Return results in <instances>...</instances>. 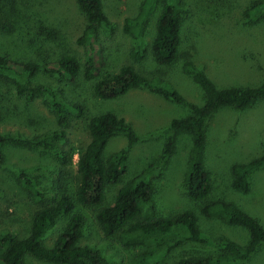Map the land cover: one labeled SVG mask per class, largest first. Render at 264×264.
Wrapping results in <instances>:
<instances>
[{
  "label": "rangeland",
  "instance_id": "1",
  "mask_svg": "<svg viewBox=\"0 0 264 264\" xmlns=\"http://www.w3.org/2000/svg\"><path fill=\"white\" fill-rule=\"evenodd\" d=\"M259 1L262 0H183L180 57L173 65H160L151 47L162 3H157L142 35L147 56L134 61L130 51L137 41L125 30V18L138 16L144 0H103L114 29L103 28L99 35L103 55L101 71L115 72L122 64L131 62L139 72L172 85L186 100L199 105L204 104L206 96L186 72L187 60L203 68L219 88L258 86L264 82V15L255 16L252 12L249 16L247 13ZM85 24L76 0H0V55L19 62L43 64L70 53L82 63L84 48L78 38ZM33 83L47 86L62 100L86 105L82 117H71L68 140L59 141V149L85 147L90 142L89 119L107 111L125 117L136 131L139 141L129 147L127 172L122 183L108 189L106 205L113 202L124 183L162 155L172 135L174 153L168 158L162 176L154 181L158 215L169 217L191 210L202 231L216 242L225 239L242 245L249 242L248 229L205 216L200 203L192 201L185 192L183 180L192 137L183 131L170 132L168 128L173 118L191 113L187 104L166 100L142 87L133 88L115 99H101L93 93L95 81H86L83 74L69 80L59 73L42 69L33 77ZM58 129L55 112L46 95L40 94L28 101L17 93L12 83L0 79V135L37 139ZM206 133V165L213 181L209 199L233 202L264 225V165L250 173L248 193L232 186L234 164L248 163L264 155V99L245 110L221 109L210 118ZM127 147V137L117 135L110 139L105 157ZM2 150L5 157L0 163V237L6 232L25 237L30 232L36 210L43 204L34 201L26 177L38 182L37 186L45 194L44 202L54 199L63 187L73 192V182L65 178L53 151L15 142H6ZM77 161L78 154L68 168L73 174H76ZM80 209L86 217L80 242L99 250L102 264H129L140 252V248L122 246L117 236L106 237L93 211ZM67 220L65 216L59 218L47 231L43 239L45 245L55 243ZM218 253L213 245L187 241L156 264H176L185 256L206 257ZM26 259L30 264H55L32 256ZM241 264H264V243Z\"/></svg>",
  "mask_w": 264,
  "mask_h": 264
},
{
  "label": "trees",
  "instance_id": "2",
  "mask_svg": "<svg viewBox=\"0 0 264 264\" xmlns=\"http://www.w3.org/2000/svg\"><path fill=\"white\" fill-rule=\"evenodd\" d=\"M86 24L78 42L84 48V62L73 54L64 53L56 61L39 64L33 61L19 62L0 55V79L12 83L17 93L32 101L42 94L49 98L55 112L59 129L51 135L27 139L0 135V163L5 154L2 147L6 142L39 146L56 153L61 170L73 182V192L63 187L55 198L44 202L45 194L35 179L26 177L35 202L43 203L33 218L30 232L25 237L6 232L0 237V264H30L27 256L55 264H102L99 250L81 244L86 217L80 209L87 208L95 214L100 229L106 237L117 236L125 248H140L129 264H156L173 250L187 241L213 245L219 253L216 256L182 257L176 264H241L247 261L264 243V225L260 220L233 202L209 199L213 190L211 171L206 165L207 125L210 118L225 107L245 110L264 99V82L258 86L219 88L209 74L187 60L185 70L203 89L204 104L192 103L172 85L146 76L132 64L124 63L115 72L102 73L103 55L99 35L103 28L114 29V24L105 11L103 0H76ZM158 2L162 10L156 22V35L152 42V53L160 65H173L180 57L182 17L180 7L183 0H144L136 17L125 18V30L134 35L136 46L130 51L134 61L143 60L148 53L144 48L142 35L155 11ZM264 15V0L256 2L248 15ZM42 69L63 75L73 80L83 74L86 81L94 82L93 93L101 99H115L133 88H147L166 100L187 104L191 113L185 117L173 118L168 130L183 131L192 137V146L184 186L187 196L200 203L202 214L218 218L230 225L248 229L250 240L242 245L234 240L216 242L199 227L198 218L191 210L177 215L161 217L154 201L155 179L162 176L168 158L174 153L175 142L170 135L162 155L147 165L140 173L124 183L116 193L113 202L106 205L108 189L119 185L127 172L129 147L139 137L126 120L115 112L107 111L89 119L90 142L83 148L70 146L59 149L58 142L68 140L67 128L71 117H82L86 105L60 99L47 86L33 83V77ZM124 135L128 147L122 148L109 157L105 150L111 138ZM78 154L76 174L68 171ZM264 165V155L248 163H236L232 167V186L235 190L248 193L251 189L249 175ZM68 220L52 246L44 244L47 231L56 225L61 217Z\"/></svg>",
  "mask_w": 264,
  "mask_h": 264
}]
</instances>
